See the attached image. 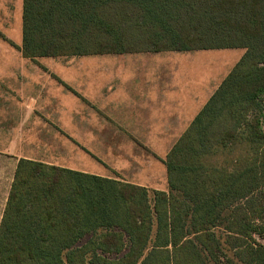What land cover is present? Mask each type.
Wrapping results in <instances>:
<instances>
[{
	"label": "trees",
	"instance_id": "obj_1",
	"mask_svg": "<svg viewBox=\"0 0 264 264\" xmlns=\"http://www.w3.org/2000/svg\"><path fill=\"white\" fill-rule=\"evenodd\" d=\"M25 58L245 49L168 153V191L20 159L0 264H264V0H23Z\"/></svg>",
	"mask_w": 264,
	"mask_h": 264
},
{
	"label": "crops",
	"instance_id": "obj_2",
	"mask_svg": "<svg viewBox=\"0 0 264 264\" xmlns=\"http://www.w3.org/2000/svg\"><path fill=\"white\" fill-rule=\"evenodd\" d=\"M14 1L18 4L0 0L2 20L9 21L5 8L11 12ZM0 36L21 57L14 62L12 55L0 57V223L23 158L147 188L133 175L147 168L142 159L149 158L165 174L164 185L153 190L168 191V153L232 71L225 69L220 78L218 69L211 70L204 89L182 80L177 65L156 63L151 55L183 51L32 60L22 55V45ZM71 57L95 59L42 61ZM189 74L200 78L203 72L195 68Z\"/></svg>",
	"mask_w": 264,
	"mask_h": 264
},
{
	"label": "rangeland",
	"instance_id": "obj_3",
	"mask_svg": "<svg viewBox=\"0 0 264 264\" xmlns=\"http://www.w3.org/2000/svg\"><path fill=\"white\" fill-rule=\"evenodd\" d=\"M12 3L11 12L5 8L6 18H9V21H4L0 18V33L7 37V40H11L12 44L22 45V11H23V1L18 0V4ZM1 8V7H0ZM245 53V49L243 48H234V49H208V50H194L188 52H164L159 54H151L155 57V62L160 63H168L175 64L180 68L182 80H185L187 83L192 85L193 87H198L199 85L207 88V78L211 70L215 71L218 69L219 77L225 74V69L229 70L236 65V63L240 60V58ZM8 55H12L10 61H20V53L15 50L13 46H11L7 41L0 36V57H7ZM108 61H112L111 56H106ZM115 57V56H114ZM95 58H84V57H71V58H62L60 60L53 58H43L44 62H53L60 61L63 62H72V63H83L84 61H94ZM36 60V59H35ZM195 68L200 69L203 74L200 78H194L189 74L190 71ZM206 81V83H205ZM134 138L135 135H128ZM75 161L82 163L85 160H82L79 157L74 159ZM147 166L144 168L141 166V170L133 175L134 178H138L148 184L151 191L155 189L154 186H157V189H160L165 182V174L163 173L162 168L159 166L155 169L152 163V160L149 158L147 160L142 159ZM152 178L158 180L153 182ZM7 189V186H6ZM168 190V187H167ZM4 198H6V190L4 189ZM3 198V199H4ZM6 200V199H5ZM4 203V200H3ZM261 244H264L263 239H259Z\"/></svg>",
	"mask_w": 264,
	"mask_h": 264
}]
</instances>
